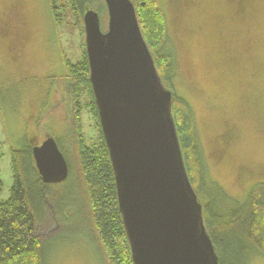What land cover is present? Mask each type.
Listing matches in <instances>:
<instances>
[{"label": "rangeland", "instance_id": "rangeland-1", "mask_svg": "<svg viewBox=\"0 0 264 264\" xmlns=\"http://www.w3.org/2000/svg\"><path fill=\"white\" fill-rule=\"evenodd\" d=\"M93 1L94 6L83 8L104 3ZM159 1L177 71L175 94L191 108L209 176L243 200L252 185L264 184V0H179L175 11L172 0ZM59 4L63 7L50 13L47 0H0V35H16L19 28L25 42L23 52L16 53L9 38L0 36V203L11 196L13 153L48 137L64 152L74 129L60 94L68 63L83 58L85 41L71 0ZM13 9L20 11L19 23L12 32L2 31ZM101 9L105 32L107 12ZM74 96L76 104L79 100L77 131L90 144L99 139L91 99L83 91ZM226 129L232 141L218 152L214 139ZM62 216L69 227L79 220L73 208ZM50 218L40 238L54 239L51 264H101L79 225H73V238L61 235V225ZM252 264H264V257Z\"/></svg>", "mask_w": 264, "mask_h": 264}, {"label": "trees", "instance_id": "trees-1", "mask_svg": "<svg viewBox=\"0 0 264 264\" xmlns=\"http://www.w3.org/2000/svg\"><path fill=\"white\" fill-rule=\"evenodd\" d=\"M47 1L50 13L63 7L59 4L60 0ZM71 2L80 17L83 33L84 12L93 10L101 14V6L106 8L102 2L97 9L92 7L85 10L84 5H93V0ZM131 2L162 83L173 93L172 117L186 173L202 206L204 226L217 254V264H252L254 258L264 257V184L258 182L252 185L247 196L239 201L209 176L207 160L197 140L191 108L180 95L175 94L177 71L172 47L168 45L167 18L160 1ZM170 5L175 11L179 2L175 0ZM13 11L8 20L2 23V31L9 29L7 26L12 25L11 20L19 23L20 11ZM0 36L9 38L12 43L11 51L16 49L17 45L13 42L17 40L16 37L11 34ZM83 45V58L75 64L68 63L67 73L62 78L63 92L60 94L69 106L74 127L68 146L62 152L67 162L68 176L60 184H45L36 171L35 163L32 164L34 160L31 146L13 153L14 184L11 196L6 202L0 203V264H51L49 254L53 249L54 239L44 241L40 238V229L53 219L50 214L61 225V235H73L76 238L73 225H79V233L86 236L85 239L93 247L101 264H133L118 209L114 175L100 128L89 81L85 44ZM17 48L23 52L24 42ZM82 91L91 99L89 105L99 129V139L90 144L85 143L77 131L79 110L75 113V109L79 107V100L76 104L74 95ZM230 135L229 145L232 133ZM1 189L0 181V191ZM73 199L75 200L71 202ZM71 208L77 212L79 220L70 223L72 227H69L63 223L62 214L65 210L71 211Z\"/></svg>", "mask_w": 264, "mask_h": 264}, {"label": "water", "instance_id": "water-1", "mask_svg": "<svg viewBox=\"0 0 264 264\" xmlns=\"http://www.w3.org/2000/svg\"><path fill=\"white\" fill-rule=\"evenodd\" d=\"M83 14L84 41L101 132L114 175L118 209L133 264H217L202 206L188 179L167 89L131 0H103ZM45 184L68 176L53 137L32 148Z\"/></svg>", "mask_w": 264, "mask_h": 264}, {"label": "flooded vegetation", "instance_id": "flooded-vegetation-1", "mask_svg": "<svg viewBox=\"0 0 264 264\" xmlns=\"http://www.w3.org/2000/svg\"><path fill=\"white\" fill-rule=\"evenodd\" d=\"M175 0H172V2H174ZM179 2V0H177V3ZM11 20V19H10ZM12 21V25H9V26H7V27H9V29H8V31L9 32H12V30L15 28V27H17L15 24H17L18 25V23L16 22V21H13V20H11ZM13 33H15L16 35H13V34H11V35H13L14 36V38L16 37V39L17 40H15V41H13V42H15V44L17 45V47H19V45L21 44V43H23L24 42V38L22 37V35H21V31H20V29L18 28V30L17 31H15V32H13ZM10 38H12V37H10ZM25 43V42H24ZM9 45H12V43H10ZM16 47V53H20V50L18 49ZM228 136L230 137L231 135H230V131L229 130H226V131H223L222 133H220V134H218L216 137H215V139H214V142L215 143H217L216 144V147L214 148V149H217V151L218 152H220V151H222L223 149H225V147L226 146H228L229 145V142H228ZM44 141V140H43ZM42 143V142H41ZM57 143V142H56ZM38 145H40V144H37L36 146H38ZM59 148V147H58ZM60 150V149H59Z\"/></svg>", "mask_w": 264, "mask_h": 264}, {"label": "bare ground", "instance_id": "bare-ground-1", "mask_svg": "<svg viewBox=\"0 0 264 264\" xmlns=\"http://www.w3.org/2000/svg\"><path fill=\"white\" fill-rule=\"evenodd\" d=\"M55 139V138H54Z\"/></svg>", "mask_w": 264, "mask_h": 264}]
</instances>
